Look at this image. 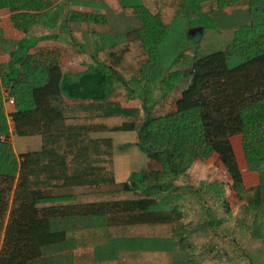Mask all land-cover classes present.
Instances as JSON below:
<instances>
[{
	"label": "trees",
	"instance_id": "16d2710c",
	"mask_svg": "<svg viewBox=\"0 0 264 264\" xmlns=\"http://www.w3.org/2000/svg\"><path fill=\"white\" fill-rule=\"evenodd\" d=\"M153 1L155 14L143 4L104 0L115 13L137 17L141 26L123 40L97 49L98 62L73 74L64 72L57 60L31 54L40 42L51 38L33 33L50 2L0 0V10H9L13 27L25 34L11 43L0 35L2 48L9 50L12 45L9 62L0 66V136H5L0 140V264L39 261L45 247L66 240V232L55 229L57 221L65 219H107L110 252L105 248L92 264H118L121 249L167 251L161 242L181 236L183 212L171 193L139 191L128 183L113 188V139L93 138L95 134L137 132L140 150L161 165L150 176L142 174L143 181L150 180L152 191L170 187L167 180L185 173L188 154L202 161L216 155L229 174V188L236 200L253 209L264 204V0H248L250 24L236 32L229 47L191 58L192 71L175 73L172 61L167 63L172 42L190 40L183 26L191 17L185 12L198 13L194 11L198 0ZM167 39H171L170 46ZM187 77L190 82L175 109L153 116L151 87L162 84L171 90ZM143 81L149 88L140 93ZM120 83L128 98L141 99L143 122H137V109L119 105L86 117H68L55 105L63 96L105 102ZM5 94L14 100L8 116ZM10 126L18 137H41V150L16 155ZM236 134L243 136L249 167L262 176L257 187L245 186L230 139ZM76 187L90 189L80 194H53Z\"/></svg>",
	"mask_w": 264,
	"mask_h": 264
},
{
	"label": "rangeland",
	"instance_id": "374dc122",
	"mask_svg": "<svg viewBox=\"0 0 264 264\" xmlns=\"http://www.w3.org/2000/svg\"><path fill=\"white\" fill-rule=\"evenodd\" d=\"M223 17H214L203 11L190 20L187 35H189L191 28L201 24L205 26L204 36L197 43L190 40L172 42L173 46L167 63L172 61L170 65H172L174 73L175 71H182V69L192 71L191 58L200 59L212 53L223 51L231 45V42H235L233 38L236 37V30L233 31L235 32L234 35L227 30V27L230 28L237 24L238 20L235 21L236 17L231 16L229 17L230 20L226 22ZM48 20L49 18H44L45 22ZM173 27H176V24ZM65 33L66 31H61L60 34ZM55 39H57V35ZM170 41L171 39H167L166 43L169 44ZM182 56L185 57L181 58ZM189 82L190 77H187V85ZM120 90L123 92L124 88L121 87L118 91ZM153 93V96H157L155 94L156 89H153ZM164 114H166L165 111L159 109L153 113V116ZM143 119L145 118L140 115L137 122L141 123ZM103 135L113 139L116 180L117 184L120 185L118 188H122L124 184L128 183L139 191L159 194L171 193L176 198L175 201H178L177 207L183 212L179 226L182 238L180 236L171 241L161 242L162 246L168 247L169 250H164V252L147 250L146 253L145 251L132 252L121 249L117 252L118 263L264 264V204L256 209L240 205L229 188L231 179L218 156L213 155L211 158L202 161L195 159L192 154H188L183 163L186 169L185 173L179 177L176 176L175 179L167 180L170 187L161 191L157 189L152 191L150 180L148 182L143 181L142 174L150 176L154 171L161 169V165L157 161L150 160L140 150L137 145L138 133L116 132ZM40 141V137L16 136L13 142L16 152L21 154L26 152V148L31 151L38 150L40 147L37 145L40 146ZM190 158L195 159L194 162L189 163ZM174 187L177 188L176 191L170 190ZM80 219H82L80 223H85V227H89L81 239V243L85 245L83 250L86 252L88 249H93V245H96L91 244L93 237L90 234L92 229L90 224L99 225L103 218ZM98 232L102 234L101 230ZM87 257L85 256V258Z\"/></svg>",
	"mask_w": 264,
	"mask_h": 264
},
{
	"label": "crops",
	"instance_id": "0c3cea01",
	"mask_svg": "<svg viewBox=\"0 0 264 264\" xmlns=\"http://www.w3.org/2000/svg\"><path fill=\"white\" fill-rule=\"evenodd\" d=\"M48 1L50 2V7L48 10L40 13L39 24L34 28L33 33L36 36L47 35L51 36V38L40 42L37 47L31 50V54L41 55L44 59L49 57L47 59L50 61L57 60L61 64L64 72L78 74L86 71L88 66L94 65L96 61L98 62V58L94 57L97 49L113 45L114 43L123 40L128 32L138 29L141 26V21L137 17L115 13L112 9L107 7L104 0ZM123 3L125 5L133 6L143 4L151 11V13H156V6L153 0H123ZM195 3L196 2H194V8H197L194 9V11L199 10L198 13L193 12L192 10L185 12L186 15L191 17L190 20L196 15H200L203 11L214 17L224 16L223 18L226 22L230 20L229 17H236L235 21L238 20V22H236L237 24H234L230 28L229 26L227 27V30H229L231 34L234 33V35L235 32L233 31L236 30L237 32L240 27L250 24V6L248 0H198L197 6ZM46 17L49 18V20L45 22L44 18ZM94 17H96L98 21L93 20ZM190 20L184 22L183 29L186 33L188 32ZM5 29L9 32L5 31ZM195 30H201V38H203L205 26L201 24L196 25L191 28L190 32ZM61 31H66V33L61 35ZM0 35L3 39L10 41V43L20 41L25 37L24 33L13 27L11 22V12L7 9L0 10ZM56 35L57 39H55ZM189 39L192 41L190 36ZM8 47L10 50L12 45H9ZM9 50L8 48H2L0 44V66L9 62ZM186 82L187 78L183 79L175 87L173 86V89L171 90H167L162 84L152 86V91L148 92L152 99L150 102L152 106L151 111L153 113L159 109L165 111V113L173 111L175 109L176 101L181 97L182 91L187 86ZM121 87L124 88L123 92L121 90L118 91ZM143 87H145V89ZM148 88L147 82L143 81L140 84L138 92L141 93V91H147ZM153 89H156L155 94H157V96H153ZM162 93L164 94L162 95ZM160 95L162 96L160 97ZM4 99V107L8 116L11 111V106L7 103V94H5ZM55 105L68 117L100 115L106 113L109 108L119 105L122 108L137 109L139 114L145 118V109L141 99L137 96L128 98L123 83L116 84L114 94L105 102L84 100L75 101L63 96L55 103ZM213 113H216V111H213ZM8 122L11 125L10 119H8ZM10 132V142L13 145L15 153L20 155L16 152L14 147L13 141L16 135L14 134L12 126H10ZM92 137L103 138L106 136L103 134H95L92 135ZM230 139L240 166L245 186L247 188L259 186L262 181V176L258 171H253L247 163L243 148V136L241 134H236L231 136ZM37 146L40 148L35 151H40L42 148V139L40 141V146L39 144ZM26 149V152L31 151L29 148ZM119 186L120 185L117 184L116 180V184L113 188L121 189L118 188ZM216 186L218 187V185ZM89 189L90 188L76 187L58 189L53 193L55 195H72L88 192ZM214 191L217 192L215 189ZM239 203L241 206H244L241 202ZM80 220L82 219L73 218L71 220L65 219L57 221L55 229L65 231L66 240L60 244H53L45 247L43 249L42 258L33 264H92L96 258H99L101 254L105 253L106 249H109L110 246L106 235L107 219L103 218V221L99 225L95 223H87L92 227L90 230V234L93 237L91 244L96 245H93V249H88L86 252L83 250L85 245L81 243V239L83 235H85V232L88 231L87 228L89 227H85V223H80ZM88 220H90V218ZM99 230L102 231V234L98 232ZM180 238H182V236ZM91 251L92 253H90ZM160 251L164 252V250H159V252ZM145 252L147 253V250ZM85 256H88L89 258H85Z\"/></svg>",
	"mask_w": 264,
	"mask_h": 264
},
{
	"label": "water",
	"instance_id": "95a60500",
	"mask_svg": "<svg viewBox=\"0 0 264 264\" xmlns=\"http://www.w3.org/2000/svg\"><path fill=\"white\" fill-rule=\"evenodd\" d=\"M189 36L192 41L194 42H200L201 36H202V31L201 30H195L192 32H189Z\"/></svg>",
	"mask_w": 264,
	"mask_h": 264
},
{
	"label": "built area",
	"instance_id": "2783aa9c",
	"mask_svg": "<svg viewBox=\"0 0 264 264\" xmlns=\"http://www.w3.org/2000/svg\"><path fill=\"white\" fill-rule=\"evenodd\" d=\"M7 101H8L9 105H14V100L12 98L8 97ZM0 140L4 141L5 140V136H0Z\"/></svg>",
	"mask_w": 264,
	"mask_h": 264
}]
</instances>
